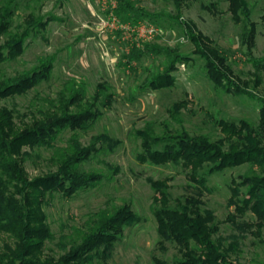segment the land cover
<instances>
[{
  "label": "rangeland",
  "instance_id": "rangeland-1",
  "mask_svg": "<svg viewBox=\"0 0 264 264\" xmlns=\"http://www.w3.org/2000/svg\"><path fill=\"white\" fill-rule=\"evenodd\" d=\"M6 1L0 0V7ZM137 1L156 15L154 22H149L154 28L151 37L145 40L137 36L130 24L122 23L118 17L113 20L114 0L14 1L13 31L25 26L28 14L47 24L35 28L26 40L23 54L0 64V80L46 61H51L52 69L48 80L24 95L7 99L8 107L31 123L33 115L41 118L40 111L50 107L49 102L57 103L61 93L70 94L73 86L83 85L86 99L92 100L100 82L112 94L109 107L97 103L102 115L89 128L62 130L51 148L23 147L28 154L23 166L32 179L58 168L57 158L70 149L74 136L84 147L95 135L104 134L107 138L96 145L105 143V147L79 164L82 172L99 176L95 185L72 197L58 192L47 195L43 208L53 237L46 241L41 258L57 259L70 252L100 216L128 205L137 215L135 223L124 228L110 252L104 253L101 247L88 264H177L180 253L174 243L161 241L153 214L157 193L151 181L165 180L171 206L187 196H195L203 208L213 211L219 222L218 236L224 243L237 242L238 252L232 256L244 264H261L264 227L257 236L254 226L243 223L251 221L249 214L237 217V224L226 220L233 210L227 206L232 181L251 174V166L244 164L207 174L203 187L179 165L140 161L137 154L142 147L136 131L150 127L161 135L167 129L185 130L193 136L206 134L216 140L223 133L215 119L258 123L260 99L264 98V0H247L251 21L256 24L250 46L244 41L243 24L232 19L227 0H188L182 3L180 11L172 0ZM178 15L213 40L226 57L232 78L245 92L229 93L214 86L206 75L204 60L192 52L194 47L176 20ZM145 43L190 56L188 62L177 63L176 70L171 72L172 86L153 89L145 85L147 78L165 68L167 59L163 52L148 51L131 64L128 62L125 54ZM8 246H14V239L0 232V252Z\"/></svg>",
  "mask_w": 264,
  "mask_h": 264
},
{
  "label": "trees",
  "instance_id": "trees-1",
  "mask_svg": "<svg viewBox=\"0 0 264 264\" xmlns=\"http://www.w3.org/2000/svg\"><path fill=\"white\" fill-rule=\"evenodd\" d=\"M14 1L7 0L0 7V64L23 54L26 40L36 31L35 28H44L47 24V21L28 14L25 26L13 31ZM114 1L112 11L122 23L137 25L154 22L156 15L137 0ZM172 1L180 11L182 3L188 0ZM227 1L233 21L243 24L244 41L250 46L256 34V24L251 21L247 0ZM176 20L192 43V52L204 60L206 75L214 86L229 93L245 92L232 78V71L225 64L226 57L213 40L180 15ZM3 38L4 41H1ZM148 51L163 52L167 59L165 68L146 80L145 85L153 89L172 86L174 76L171 72L176 70V64L191 59L187 54L149 43L140 48H131L125 56L131 64ZM51 69V61H46L20 75L0 80V232L14 239L13 247L8 246L0 252V264H88L101 247L104 253L110 252L124 228L137 220L130 206L124 205L112 214L100 216L98 222L84 235L82 242L70 252L57 259L52 256L41 258L46 241L53 237L43 208L48 202L47 195L58 192L62 196L72 197L95 185L99 176L82 172L79 164L105 147V143L96 145L101 139L105 142L107 138L104 134L95 135L90 144L84 147L74 136L70 141V149L57 158L58 168L32 179L28 178L23 166L28 156L23 147L51 148L62 130L89 128L102 115L97 105L101 103L109 107L112 97L101 82L92 100L86 99L83 85L73 86L70 94H60L57 103L49 102L50 107L40 111L41 118L33 115V120L28 123L5 101L16 95H24L42 81L48 80ZM177 110L178 106L175 105V112ZM214 122L223 133L216 140L206 134L193 136L185 130L167 129L161 135L150 127L137 130L136 136L140 138L142 147L137 157L142 162L156 165H179L187 171L190 179L203 187L205 175L249 164L251 174L240 176L239 181H232L227 206L233 207V210L227 214L226 220L237 224V217L249 214L251 221L243 223L254 226V233L259 236L264 227V98L260 99L258 123L255 125L246 120L234 122L215 119ZM151 185L157 193V205L153 208L157 231L161 241L176 245L180 253L177 264H244L237 256H232L238 252L237 242L225 244L218 236L219 222L212 210L203 208L202 202L195 196H187L183 202L171 206L165 180L151 181Z\"/></svg>",
  "mask_w": 264,
  "mask_h": 264
},
{
  "label": "built area",
  "instance_id": "built-area-1",
  "mask_svg": "<svg viewBox=\"0 0 264 264\" xmlns=\"http://www.w3.org/2000/svg\"><path fill=\"white\" fill-rule=\"evenodd\" d=\"M114 7V6H113ZM113 13V12H112ZM111 15L113 16V20L117 17L114 13ZM130 28H133V31L137 34V36L140 39L145 40V37H151V32L154 30L153 26L150 24H145V23H138L137 25H129Z\"/></svg>",
  "mask_w": 264,
  "mask_h": 264
}]
</instances>
